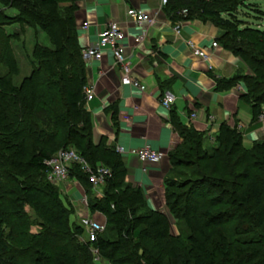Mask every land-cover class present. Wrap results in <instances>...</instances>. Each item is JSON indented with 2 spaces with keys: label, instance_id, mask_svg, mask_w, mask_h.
Masks as SVG:
<instances>
[{
  "label": "trees",
  "instance_id": "1",
  "mask_svg": "<svg viewBox=\"0 0 264 264\" xmlns=\"http://www.w3.org/2000/svg\"><path fill=\"white\" fill-rule=\"evenodd\" d=\"M76 1L0 0V264L23 260V264H81L80 256L95 252L111 264H264V235L255 231L263 225L264 214L248 211L249 205L263 202L264 177L258 174L263 165L254 159L256 154L264 159V140L255 139L247 147L237 123L223 122L213 136L214 146L204 150L205 133L171 114L181 137L172 151L181 161L173 165H181L178 172L191 178L184 185L164 181L165 206L178 230L173 234L166 212L148 208L142 190L126 183L121 155L104 141L93 142ZM246 1L164 0L163 11L172 21L200 19L223 31L220 45L240 56L250 73L235 72L218 79L217 86L230 88L241 82L245 88L241 99L257 121L264 106V31L239 18ZM7 8L16 14H7ZM21 24L43 31L52 47L36 43L29 73L15 84L20 67L8 41L18 38L21 28L12 33L7 28ZM240 35L254 40L245 42ZM65 147L75 148L91 168L102 165L110 170L98 197L79 164L69 169V178L84 190L87 210L105 218L104 230L84 245L78 239L83 229L69 220L73 210L63 204L47 178L45 161ZM236 152L244 161L251 158L239 172L235 169L242 157L235 159ZM217 204L226 207L208 209ZM28 206L43 217L37 233L29 231ZM229 222L235 223L228 226ZM180 223L186 235L179 230ZM60 240L65 243L59 245ZM117 251L120 256L115 257Z\"/></svg>",
  "mask_w": 264,
  "mask_h": 264
},
{
  "label": "crops",
  "instance_id": "2",
  "mask_svg": "<svg viewBox=\"0 0 264 264\" xmlns=\"http://www.w3.org/2000/svg\"><path fill=\"white\" fill-rule=\"evenodd\" d=\"M76 4L75 22L81 48L96 43L102 29L110 21H117L124 31L122 42L132 61L133 74L146 86L145 90H139L122 85L120 68L114 64L108 48L102 50L100 60H84L86 85L93 88V97L85 98V108L90 112L95 144L104 141L113 149L117 145L150 146L168 154L181 142L171 123L173 112L183 124L209 138L223 122L230 125L236 122L244 135L243 142L258 138L259 124L252 120L250 105L241 99L245 93L243 84L239 82L230 88L217 86L218 79H227L243 67L235 55L220 45L223 34L220 28L209 21L191 19L177 33L174 21L163 11L164 0H77ZM131 7L152 16L154 21L137 25L126 14ZM188 39L207 49L210 59L196 56ZM213 40L219 44L217 49L210 48ZM165 90L175 94V102L169 109L160 104ZM191 113L196 114L193 119ZM121 160L126 183L142 190L148 208L165 212L164 179L171 170L167 156L159 162H143L125 153ZM65 183L69 195L77 191L80 201L85 195L81 186L75 180ZM70 199L73 201L71 196ZM86 211L95 220L105 221L101 213L83 210ZM79 216L76 218L74 214V223Z\"/></svg>",
  "mask_w": 264,
  "mask_h": 264
},
{
  "label": "built area",
  "instance_id": "3",
  "mask_svg": "<svg viewBox=\"0 0 264 264\" xmlns=\"http://www.w3.org/2000/svg\"><path fill=\"white\" fill-rule=\"evenodd\" d=\"M186 13L187 10L183 9L182 14L186 15ZM126 14L137 25H142L144 22L152 23L154 21L152 16L133 7L128 8ZM184 23L185 20L173 22L174 29L177 33L180 32V28ZM84 27L86 28L87 24H85ZM142 38L143 36H140V39ZM123 39L124 31L120 24L117 21H110L99 33V38L96 43L82 49V58L86 61L100 60L102 58V50L105 48L110 49L114 58V64L117 65L121 71V84L137 88L139 90H145L146 86L133 74L132 61L130 57L126 55L125 46L122 42ZM187 43L196 56H199L205 60L210 59L211 53H209L207 49L195 46L193 41L190 39L187 40ZM217 47H219L218 42L213 40L211 42L210 48L217 49ZM84 94L86 100L91 99L93 97L92 86L90 87L86 85L84 88ZM174 102L175 94L170 90H165L160 99L161 106L169 109L174 104ZM195 116V113L190 114L191 119H193ZM257 121L258 123L264 121V109H261ZM115 151L120 155L130 153L137 156L139 160L143 162H158L163 156L161 151H158L150 146L126 148L122 145H117L115 147ZM45 163L49 168L47 174L48 180L58 183H65L69 180L74 181V179L69 178V169L73 164H79L81 170L88 175L94 193L98 197L102 196L101 187L104 184L105 179L110 176V170L105 166L98 165L95 169L91 168L85 158H83L73 147L59 149L50 158H48ZM80 202H82L86 208V195L82 196ZM79 222L80 226L85 229V236L89 241L93 240L96 235L105 228V221L100 222L95 220L89 215V213H87V211L86 213L83 212V215H80Z\"/></svg>",
  "mask_w": 264,
  "mask_h": 264
},
{
  "label": "rangeland",
  "instance_id": "4",
  "mask_svg": "<svg viewBox=\"0 0 264 264\" xmlns=\"http://www.w3.org/2000/svg\"><path fill=\"white\" fill-rule=\"evenodd\" d=\"M5 12L7 14H10V15L16 14V10L10 9V8L9 9L7 8ZM239 12L241 14L239 18L242 19V21L245 22L246 25L253 27V28H256V29H259L260 31H264V0H248V1H246V5L242 6V8L240 9ZM21 25L22 26L14 25V26L7 28V31L9 33L16 32V31L20 30V28H21L20 36L16 39H11L8 41L9 48L12 49L11 51L13 52L15 57L17 58V61H18L19 67H20V74L14 77V83L15 84H18L20 82V80L25 75H27L29 73L30 61L33 58L32 50H33V47L35 46V44L38 43V44L43 45V46L52 47V44H51L49 38L47 37V35L43 31H41L39 29L34 30L33 28L28 27L24 24H21ZM246 35H248V33ZM240 39H242L245 42H250L251 40H254L253 38L246 37L243 35H240ZM236 57L243 63V67L241 69H237L236 72H240L243 75L250 73V71L248 69L249 66L246 63H244L243 59L237 55H236ZM0 68L2 69L3 66H0ZM261 109H264V106H262ZM258 124H259L257 126L258 138L256 140H264V121L260 122ZM243 138H244V135H243ZM243 143L247 147L251 146V142H243ZM211 146L212 147L214 146L213 137L209 138L208 136L207 137L205 136L204 141H203V149L210 151ZM174 149H172L168 154H166L165 152H163L159 149H156V150L161 151L163 153V156L161 159H164L167 156V158L169 159V163L171 165V170L168 173V175L165 177L164 181L166 179H170L173 181H178L180 183L179 185H184L185 184L184 181H186V180L189 181V180H191V178H189L187 172H182V173L178 172V170L181 169L180 167H182L181 165H179L178 168H177V166L173 165V162L175 160H176L175 162H178V163H180V161H181L180 155L177 156V154H174V153L172 154V151ZM255 153L256 152H254V154ZM171 154H172V157L170 156ZM240 155H241L240 152H236V154H234L235 159L241 158L242 156H240ZM161 159L159 161H161ZM254 160H256V161L258 160L259 162L262 163L263 168H261L259 170L258 174L264 177V159L262 161H261V159L259 160L257 158V154H256ZM246 161H251V158L246 157V160L244 161V159L242 157V164H240V167L236 168L235 171L239 172L241 170V166L243 167L244 164H246ZM178 163H176V164L178 165ZM183 171H186V170H183ZM191 177H192V175H191ZM239 180H241V179H239ZM53 183L57 187V190L59 191L60 198H61L63 204L65 206H68L71 210H73L71 215L69 216V220H70L71 224H73L76 221L75 219L77 218L78 215H83V210H85L86 208L84 207L82 202L77 200L78 199L77 191L73 190L71 192V194L69 195V193H68L69 190L66 189V187L68 188L66 183H58V182H53ZM263 187H264V183H263ZM176 189H177V191H181V189L179 187H176ZM263 192H264V189H263ZM70 196L73 198V201H71ZM225 207L226 206L224 204L223 205L217 204L215 206L208 207V209H210V210L222 209V208L224 209ZM246 208H248V207H246ZM254 209H258L262 212V214H264V197H263V202H262L261 206L255 207L253 204L249 205L248 211L250 210L249 211L250 213H251V211H254ZM26 211L31 217V220H30L31 223L29 226V231L32 233H37V232L41 231L42 228H41L40 224H42V222H43V220H42L43 217L41 218L40 214L36 213L37 211L34 212L35 210L30 208L29 206L26 207ZM165 212L169 217L168 219L170 221L171 232L173 234H177L178 230H177V227L174 225L175 219L170 215V213L167 212V209ZM74 214H75L76 218L74 217ZM250 217L252 220L251 215H250ZM234 223L235 222H229L227 225L228 226H229V224L233 225ZM75 224L80 226L79 221ZM178 225L180 226L179 230L182 233H184V234L187 233V230H186L185 225L183 223H180ZM255 231L258 234L261 233L264 235V222H263V225L259 228H256ZM78 239L80 241V244H82V245H84V242L88 241L86 239V236H85V229H83V232L78 236ZM79 241L76 242L75 245H78ZM62 243H65V241L60 240L58 242L59 245ZM150 244H151V242H148V246H150ZM92 252H93V250H92ZM118 252L119 251H117V253L115 254V257L120 256V254H118ZM68 253L71 254L72 252L70 251ZM259 254L261 255V253H258L255 255V257L257 255L259 256ZM80 257L82 259L81 264H111L107 259L100 258L96 254V252L93 253V255L91 254V257L90 256L89 257L87 256L85 258H82V256H80ZM21 263L22 264L25 263V260L21 261Z\"/></svg>",
  "mask_w": 264,
  "mask_h": 264
}]
</instances>
